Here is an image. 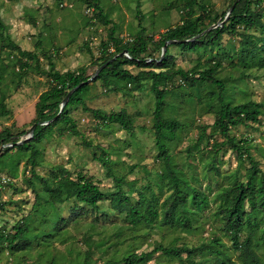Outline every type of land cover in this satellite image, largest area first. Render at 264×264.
Instances as JSON below:
<instances>
[{"label":"rangeland","instance_id":"1","mask_svg":"<svg viewBox=\"0 0 264 264\" xmlns=\"http://www.w3.org/2000/svg\"><path fill=\"white\" fill-rule=\"evenodd\" d=\"M207 1L210 20L216 19L217 24L224 19L232 0ZM251 1V10L261 13L260 20L264 24V1ZM185 2L99 0L102 16L100 19L95 16L90 19L80 0H64L62 6H57L55 0H0L2 36H8L21 50L35 54L38 60V66L31 60L27 69L19 71L11 49L5 47V41L0 40V96H4L7 111L6 115L0 114V131L8 129L14 138L25 137L35 116V103L39 95L50 87L46 75L42 73L49 70V61L59 72L83 69L85 77L90 78L98 69L101 46L109 42L108 34L111 31L126 42L143 28L144 34L157 42L167 28L180 23L182 14L179 8ZM238 32L243 30L239 29ZM247 33L264 38V30L260 28ZM238 47L237 36L224 34L220 42H215L202 52L180 53L172 47L169 54L173 56L175 66L185 71L198 63L220 62L222 68L216 78L226 85L232 102L252 100L264 105V69L245 70L230 63L228 57L236 59ZM108 52L114 53V49L110 47ZM149 53L154 58L160 56L152 42ZM125 68L137 72L135 67ZM167 89L169 93L164 103V117L173 118L181 126L176 138L169 135L166 138L171 167L187 186L204 192L210 201L208 208L193 217V229L188 232L172 231L163 225L160 228L132 230L124 215L111 209L109 200L95 208L75 200L59 205V209L51 208L44 202L41 207H34L35 195L42 188L36 180H32L34 187L29 188L27 179L30 178L31 168L38 176L49 181L53 168L63 166L72 177L81 174L101 189L111 190L113 178L107 175L106 167L93 159V152L98 154L100 150L109 155L114 175L125 177L126 185L130 187L140 188L153 183L157 174L165 176L152 130L153 97L149 83L141 92L115 93L106 91L102 82H96L86 99L87 107L104 114L124 110L133 120L132 130L126 132L117 125L105 127L100 120L81 108L72 109L70 116L90 147H86L79 137L68 134L64 126H59L51 136L35 145L36 150L30 155L34 166L27 161V156L21 158L16 164L17 177L11 179V189L1 186L0 202L3 207L0 210V230L10 232L14 224L20 225L23 221L30 229L29 236L40 232L49 236L32 239L21 250V244L13 250L7 243H0V264H110L132 253L150 252L157 243L179 248L206 244L221 251L220 258L224 259L225 264L227 260L233 264H244L240 250L234 247L231 237L224 231L221 217L217 216L220 205L217 195L235 180L247 181L248 161L244 158L245 161L239 162L229 142H224L221 134L214 133L211 128L213 110L218 108L217 101L205 98V94L211 92L215 97L217 91L214 87L204 84L188 88L176 78ZM262 111L258 123L232 128L230 135L237 140L249 141L250 154L264 174V107ZM201 134L203 138L199 140ZM132 166L136 168L131 169ZM145 170L151 175H147ZM0 177L8 180L7 171L0 172ZM166 179L167 176L164 178L167 186L159 197L160 202L171 193ZM258 184L256 178L251 181L253 187ZM246 233L242 232L239 242L243 241ZM214 239H219V243H212ZM251 246L260 257V264H264V225L251 238ZM182 257L183 264L187 263L184 254ZM189 259L193 261L192 264H213L216 257L205 253ZM147 264L182 263L156 253Z\"/></svg>","mask_w":264,"mask_h":264},{"label":"trees","instance_id":"2","mask_svg":"<svg viewBox=\"0 0 264 264\" xmlns=\"http://www.w3.org/2000/svg\"><path fill=\"white\" fill-rule=\"evenodd\" d=\"M55 1L57 6H62L64 0ZM80 2L85 5L86 10H90V19L94 16L96 19L101 18L102 11L99 0H80ZM233 4L235 6L226 23L222 27L218 26L209 30L217 20H210L208 1L186 0L179 8L182 14L180 23L167 28L165 32L160 34L157 42H153L152 37H147L143 28L134 38L126 42H122L111 31L108 34L109 42L103 43L101 46L98 68L113 58L115 59L108 63L90 84L83 85L73 91L60 113L61 103L68 92L85 82L88 77H85L83 69L59 72L49 61V70L42 73L46 75L50 87L39 95L35 103V116L30 124V127L35 125V128L31 139L17 146L19 137L14 138L8 129L0 131V172L6 170L8 173V180H2L0 177V190L3 185L11 189V179L17 177L16 164L22 157L27 156V161L32 166L35 165L30 157L36 150L35 145L51 136L59 126H64L68 134L79 137L86 147H90V144L84 141V137L70 116L72 109L81 108L83 112L89 113L94 119L100 120L105 127L117 125L126 132L132 130L133 120L124 110L104 114L100 110L87 107L86 99L96 82H102L106 91L115 93L141 92L144 90L145 84L149 83V90L153 97L152 130L155 135L158 158L162 159L165 176L164 174H157L153 183L149 182L140 188L130 187L126 185L125 177L114 175L110 167L109 155L100 150L98 154L93 152V159L106 167L107 175L113 178L114 186L111 190L101 189L91 179L85 178L81 174L72 177L71 173L63 166L53 168L49 181L38 176L31 168L29 170L30 178L27 179L29 188L34 187L32 180H36L42 188L40 193H36L33 205L35 208L41 207L42 202H44L49 204L51 208H58L59 205L75 200L82 205L95 208L99 203L109 200L111 209L124 215V220L131 226L132 230L149 229L150 227L160 228L163 225H167L172 231L188 232L192 230L193 217L208 208L210 201L204 192L187 186L172 169V160L168 155L166 138L167 135L176 138V133L181 126L173 118H165L163 110L169 93L167 86L173 83L174 79L178 78L188 88L208 84L217 91L215 97L214 93L211 92L205 94V98L217 101L218 108L213 110L214 120L211 127L213 132L221 134L225 139L224 142H229L239 162L245 161V158L249 164L246 182L235 180L217 195V198L220 199L217 216L221 217L224 231L231 237L234 247L240 250L244 264H260V257L256 255L251 246V238L264 225V174L261 172L258 162L250 154L251 144L249 141L247 139L237 140L230 135V130L258 123L259 118L263 115L264 105L252 100L239 103L232 102L233 99L226 85L216 78L217 72L222 68L220 62H214V64L198 63L189 71H185L175 66L174 58L169 54V49L172 47L180 53L202 52L212 47L215 42H220L224 34H231L239 38V47L236 52V59L228 57L230 63H235V67H241L245 70L264 69V38H257L253 34L247 33L258 28L264 30V24L260 20L261 13L257 14L251 10V5H253L251 0H232L229 8ZM2 28L3 24L0 20V29ZM239 29H242L243 32H238ZM2 35L0 30V40L5 41V47L8 46L11 49L12 58L17 63L19 71L27 69L31 60H34L38 66L35 54L21 50L10 41L8 36L3 37ZM167 41H176V43L167 46L162 59L160 56L154 58L152 54H148L151 42L155 51L161 55L162 47ZM110 47L114 49V53L108 52ZM158 60L160 61L158 62ZM125 67H135L137 72L133 73ZM3 97V95L0 96V114L2 116L7 114ZM202 138L203 134L200 135L199 140ZM214 147L217 146L214 145ZM215 150L217 149L215 148ZM135 168L136 166H132L131 169ZM212 169L217 172L216 167ZM145 172L147 175H151L146 170ZM166 176L171 193L160 202L159 197L167 186L164 181ZM254 178L258 179L259 184L253 187L251 181ZM2 207L3 204L0 202V210ZM244 231L247 233L243 241L239 242ZM29 232L28 225L23 221L20 225L14 224L10 232L0 230V243H7L13 250L17 249L16 245L21 244L19 245L21 246L19 250H21L27 247L26 245L30 240L49 236L44 232L29 236ZM212 243L218 244L219 239H214ZM156 253H161L170 259H176L182 264L183 254L188 259L187 263L184 264H192L193 261L189 258L194 255L211 253L216 257L213 264H225L224 259L220 258L222 256L221 251L218 248H212L210 245L202 244L198 247L187 248L183 246L179 248L177 246H163L159 243L150 252L132 253L122 260L110 264H147ZM227 264L233 263L227 260Z\"/></svg>","mask_w":264,"mask_h":264},{"label":"water","instance_id":"3","mask_svg":"<svg viewBox=\"0 0 264 264\" xmlns=\"http://www.w3.org/2000/svg\"><path fill=\"white\" fill-rule=\"evenodd\" d=\"M234 6H235V5L233 4V5L228 9V12H227V14H226V16H225V18H224V20H223L222 22H219V23H217V24L212 25V26L209 28V30H211V29H215V28H217L218 26L222 27V26L224 25V23L226 22V20L228 19V17H229V15H230L232 9L234 8ZM174 43H176V41H167V42L163 45L162 50H161L160 59H162L163 56L165 55V53H166V49H167V46H168V45H171V44H174ZM123 54H124V53H123ZM114 59H115V58H113V59L110 60L109 62H107V63L103 64L102 66H100V67L94 72V74H93L90 78H88L85 82L80 83L76 88H74V89H72L70 92H68V94L66 95V97L63 99V101H62V103H61L59 113H60V112L63 110V108L65 107V105H66V103H67V101H68L70 95L73 93V91H75L76 89L82 87L83 85H88V84H90V83H91V82L97 77V75L99 74V72H100V71H101V70H102V69H103L108 63H110V62L113 61ZM159 61H160V60H158V62H159ZM34 128H35V125H33L32 127H30V129L25 133V137H24L23 139H20V140L16 143V145H17V146L22 145V144H24L26 141L30 140L31 137H32V134H33V130H34Z\"/></svg>","mask_w":264,"mask_h":264},{"label":"built area","instance_id":"4","mask_svg":"<svg viewBox=\"0 0 264 264\" xmlns=\"http://www.w3.org/2000/svg\"><path fill=\"white\" fill-rule=\"evenodd\" d=\"M86 12L90 14V10L89 9H87Z\"/></svg>","mask_w":264,"mask_h":264}]
</instances>
